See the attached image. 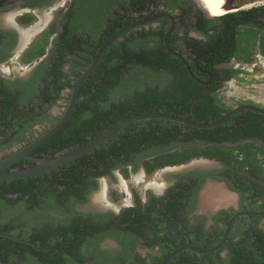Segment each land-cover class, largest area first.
Returning <instances> with one entry per match:
<instances>
[{"label": "trees", "instance_id": "1", "mask_svg": "<svg viewBox=\"0 0 264 264\" xmlns=\"http://www.w3.org/2000/svg\"><path fill=\"white\" fill-rule=\"evenodd\" d=\"M147 1L163 2L118 0V3L123 8L128 6L131 11L139 13L146 9ZM164 1L171 8L182 11L179 18L183 25L191 29L192 19H187L193 12V8L187 6L190 0ZM107 5L111 6L110 3ZM199 12L197 29L206 37L210 19ZM128 19L127 11L118 12L117 25L108 30L103 40L128 24L131 21ZM151 32L156 34L159 41L156 46L138 51L125 42L118 41V45L116 43L114 46H120L123 52L117 49L120 57L115 61L111 60L114 46L108 49L105 59L82 85L70 117L57 132L34 149V155L46 157L47 153L54 156L58 151L80 147L118 121L140 113L167 112L210 123L229 111L218 97L223 86L221 73H225L223 79H231L240 72L239 69L218 67L224 61L210 58L207 37L198 40L188 35L186 44L196 54L195 61L189 63L194 74L192 76L184 61L168 51L163 40L164 32L159 29L150 32L143 30L141 35L146 37ZM221 50L220 46L219 52ZM123 56L128 59L121 60ZM127 62L146 68L148 73L146 76L122 77ZM160 68L174 73L170 76H157L155 72ZM59 77L57 75L56 81ZM69 85L73 87L74 83L69 82ZM3 91L6 97L2 98L0 93V117L10 122L5 123L6 130L1 132L6 133L12 126L11 121L22 118L23 113L13 108L15 104L8 96L12 93L5 88ZM148 149H159L160 152L151 155L146 153ZM132 157L145 159L147 173L197 157L218 160L228 166V177L234 183L231 186L233 190L256 196L263 192L260 186L264 183V114L243 109L223 124L209 129L167 119L134 122L117 130L91 152L44 175L1 181L0 233L20 239L0 236L2 261L5 264H84L85 257L80 243L89 232L81 228L79 219L68 224L50 215V212L64 214L69 199L85 200L89 191L87 185L92 176L103 175L127 165ZM184 190L185 185L182 193ZM135 198L137 206L127 209L120 224L135 222L130 227L148 238L149 244L169 240L166 235L153 239L150 233L146 234L144 223L147 220V210L143 209L140 197ZM148 208L149 211L154 209L155 203ZM262 208L264 209V205ZM133 212L134 218L131 217ZM224 213L222 222L226 225L232 213ZM86 225H90V230L95 232L99 229L92 222ZM222 233L223 229L204 247L218 243ZM239 235V232L230 234L219 250L200 255L185 251L168 264H264V228L256 225L252 231ZM224 248L228 250L226 256L221 255ZM167 253L165 251L153 256L155 263H159ZM145 259L138 257V261L143 264ZM69 261L71 262L68 263Z\"/></svg>", "mask_w": 264, "mask_h": 264}, {"label": "flooded vegetation", "instance_id": "2", "mask_svg": "<svg viewBox=\"0 0 264 264\" xmlns=\"http://www.w3.org/2000/svg\"><path fill=\"white\" fill-rule=\"evenodd\" d=\"M109 3L111 6L107 5ZM116 3L118 0H0V93L1 97L5 98L3 89L11 92L12 95L8 96L15 104L13 108L23 113L22 118L11 121L12 126L6 133L1 130L5 131V123L10 121L0 117V159L21 149L58 121L70 102L77 80L111 36L103 40L108 30L117 25L118 12L127 11L128 20L131 19L121 28L133 23H141L126 31L109 48L116 43L118 45V41L125 42L138 51L156 46L159 42L156 34L151 32L143 37L141 32L159 29L164 32L165 46L167 47L165 37L169 33V48L183 55L188 61V66L196 58V54L186 44L189 35L198 40L207 37L210 58L224 61L218 64V67L239 69L240 72L231 79L252 75L259 64L264 67V0H226L225 12L221 16L210 13L208 16L205 15L210 19L209 33L206 37L197 29L200 12L195 7L191 16L192 28L189 29L182 24L179 15L173 14L171 8L151 7L150 3L156 4L155 2L147 1L146 9L139 13L131 11L128 6L117 7ZM163 3H165L164 0L160 4ZM193 32L199 35H193ZM117 45L114 46L112 61L120 57L117 49L123 52V49ZM220 46L222 50L219 52ZM104 55L99 63L105 59ZM124 59L128 57L123 56L121 60ZM242 62H253V64L250 68ZM14 63L24 65L21 68L22 71L15 72L12 68H6V65ZM58 63L61 65L59 66ZM147 73L146 68L127 62L121 76L131 78L146 76ZM155 73L158 74L157 76H170L174 72L160 68ZM57 75L60 77L56 81ZM224 76L225 73L222 72L223 86L231 80L223 79ZM210 77L212 78V75ZM69 82L74 83V86H70ZM260 90L262 91L258 97L245 93L241 105L254 104L264 108V88ZM79 95L80 91L78 98ZM71 149L74 148L58 151L55 155ZM33 151L30 154L39 157L34 155ZM159 152V149H148L146 153L153 155ZM50 156L52 155L46 153V157ZM22 160L24 161L20 165L13 164L5 170L24 168L34 164L32 160ZM144 161V158L132 157L127 165L103 175L92 176L87 185L89 191L85 200L69 199L64 214L50 212V215L68 224L74 219H79L81 228L89 232L80 243L81 252L85 257L84 264H143L138 261V257L146 258L145 264H159L155 263L153 256L165 251L169 253L187 243L200 248L208 246L222 229L224 232L226 227L222 222L225 218L224 212L233 215L240 210L264 211L262 208L264 183L260 186L263 190L261 194L254 196L248 192L241 193L231 188L234 183L228 177L229 169L226 164L218 160H214L217 165L210 167H200L205 165L195 164L190 167L191 169L175 173L173 182L165 192L158 195L150 190L144 199L140 198L143 209L147 210L145 215L147 220L144 221L146 234L150 233L153 239L169 236V240L149 244L148 238L141 236L130 227L135 222L128 221L120 224L127 209L137 206V199L134 196L130 198L129 203H125L124 207L117 210H109L106 206L102 209L103 204L108 203V199L101 201L99 198L92 197L93 192L100 186L102 178H106V183L108 179L111 181L116 179L114 176L116 170L127 167L134 171L142 166L146 172ZM222 182L237 193V196L233 194L235 200L221 204L214 210L212 207H202L203 189L208 186V183L221 185ZM106 183L104 188L108 190ZM183 185L185 190L182 193ZM99 193L96 195L98 196ZM92 201L96 202L95 205L100 209H90L87 204ZM154 203L155 208L149 211L148 207ZM134 216L135 212L131 217L134 218ZM50 220L57 222L54 219ZM91 222L99 227L96 232L90 230L92 228L90 225H86ZM256 225L264 228V215H242L235 221L230 234L239 232V236H242L252 231ZM105 241L112 242L113 246L105 247ZM227 252L228 250L224 248L221 250V255L226 256Z\"/></svg>", "mask_w": 264, "mask_h": 264}, {"label": "water", "instance_id": "3", "mask_svg": "<svg viewBox=\"0 0 264 264\" xmlns=\"http://www.w3.org/2000/svg\"><path fill=\"white\" fill-rule=\"evenodd\" d=\"M170 16V15H169ZM171 17V16H170ZM141 22L133 23L130 24L124 28H121L117 32H115L113 35H111L105 43L102 45V47L99 49L98 53L96 54L94 60L90 63V65L83 71L79 79L77 80V83L73 89L72 96L70 99V102L67 106V108L64 110L62 113L61 117L58 119V121L49 129H47L44 133L40 134L38 137L33 139L31 142L26 144L24 147L21 149L13 152L12 154L3 157L0 159V182L1 181H10L14 179H19V178H28V177H33V176H39L43 175L45 173L50 172L51 170L57 168L58 166L67 163L79 156H82L86 153L91 152L93 149L101 146L105 141H107L117 130L131 124L134 122L146 120V119H167L171 121H176L182 124L194 126L200 129H209V128H214L217 127L224 122H226L229 118L234 116L236 113L243 109H250L254 110L256 112L264 114V108H260L259 106H256L254 104H242L234 109L230 110L227 112L222 118L218 119L217 121L210 122V123H204L200 121H194L192 119H189L184 116L172 114V113H167V112H146V113H140L136 115L129 116L127 118H124L114 125L108 127L105 129L100 135H98L96 138L92 139L88 143L68 150L64 153H60L54 156L50 157H35L32 156L30 153L42 142H44L46 139H48L50 136H52L55 132H57L66 122V120L70 117L72 114L77 99H78V94L80 91L81 86L84 84V82L88 79L92 71L95 69L99 61L101 60L102 56L104 53L107 51L109 46L118 38H120L126 31L130 30L131 28H134ZM168 35H166V43L169 51L175 55H177L180 59H182L188 66V61L185 59V57L181 54H178L176 51L173 49L169 48V43H168ZM188 69L191 73L192 76L194 74L191 72L190 67L188 66ZM22 159H28L32 160L34 164L24 167V168H16L12 170H5L11 165L15 164L17 161L22 160ZM206 161H214L208 158H201ZM221 185H223L230 193L235 194L237 196V193L232 191L231 189L228 188V186L222 182ZM205 188L203 189V194L205 193ZM242 215H264V211H249V210H240L236 213H234L228 223L226 224V227L224 229L223 235L218 243L211 247L207 248H200L191 245L190 243H187L185 245H182L178 248H175L171 252H169L160 262L159 264H168L174 257H176L179 253L185 251V250H190L198 254H206L210 252H214L216 250H219L227 241L228 236L230 234V231L237 220L238 217ZM0 236H6L15 240H20L16 236L10 235V234H4L0 233ZM0 264H5L2 259L0 258Z\"/></svg>", "mask_w": 264, "mask_h": 264}, {"label": "rangeland", "instance_id": "4", "mask_svg": "<svg viewBox=\"0 0 264 264\" xmlns=\"http://www.w3.org/2000/svg\"><path fill=\"white\" fill-rule=\"evenodd\" d=\"M116 5L117 7L123 8L122 6H120L119 3H116ZM150 6L153 7L154 9H161L163 7L171 8L170 6L166 4V2L163 4H160V3L151 4L150 3ZM187 6H189L190 8L195 7L199 9V11H201L206 16H208V14L210 13L202 5L200 0H190L187 2ZM171 9H172L173 14L176 16L181 14L182 12L178 8H171ZM187 19L190 21L191 16H189ZM192 34L199 35L194 32ZM244 64H247L248 67L251 68V65L253 64V62H247ZM9 65H6L7 66L6 68L7 69L12 68L15 70V72L22 71L21 68L24 67V65H20L16 63L9 64ZM262 87L264 88V67H262L259 64L256 67V69L252 72V75L241 76L236 79L234 78L228 81L227 83H225L224 86H222V88L219 90L218 97L221 100V103L225 106V108L229 110V109H233L234 107L241 105V103L243 102V97L245 96L244 95L245 93L249 95H253L254 97L260 96L259 93H261L260 91H262L260 90V88ZM56 112L58 113V110ZM201 158L202 157L193 158L182 164L168 165L163 168L155 170L153 173H146L142 166L138 167L134 171L129 170V168L127 167H124V169L115 171L114 173V176L116 177L115 180L111 181L110 179H108L106 183L105 182L106 178H102L100 182L101 183L100 186L93 192L92 197L97 198L96 194L103 191V187L106 183V186L108 187V190L106 191L108 203H104L103 204L104 206L101 208L104 209V207L106 206V208L109 210H112V209L117 210L121 207H124L125 203H129L130 198L132 196L140 197L144 199L147 196V193L150 192V190L151 192L154 191L155 193L159 195L160 193L165 192L167 187L170 186V184L173 182L175 173L191 169L190 167L194 166L199 161H202ZM210 162L212 164L200 166V167H210V166L217 165L216 161H210ZM138 174H143V177H144L143 181L139 183H137L135 180ZM121 179L126 180L127 186L122 184ZM150 181L151 182L156 181L157 183L163 184L164 185L163 189L158 191L157 189L153 187H149L148 184L150 183ZM207 185L210 186V185H215V184L208 183ZM207 187H205V189ZM201 200H202L201 204H203L202 207H207V204H206L207 202L203 201L205 200L203 191L201 192ZM95 204L97 203L92 201V203H88L87 206L90 207V209H100ZM235 205H236V202H235ZM220 206L221 204L219 203V205L215 204L214 206H209V207H212V210H214V209L219 208ZM104 246L112 247L113 244L112 242L110 243V241H105Z\"/></svg>", "mask_w": 264, "mask_h": 264}, {"label": "bare ground", "instance_id": "5", "mask_svg": "<svg viewBox=\"0 0 264 264\" xmlns=\"http://www.w3.org/2000/svg\"><path fill=\"white\" fill-rule=\"evenodd\" d=\"M200 1H201L202 5L212 15L221 16L225 12L224 5L226 3V0H200ZM38 30H39V28H38ZM24 33L27 34L28 32H24ZM28 37H30V36H28ZM26 40H27V37H26ZM209 164H212V163L209 161H206L204 159H202V161H199L198 163H196V165H209ZM143 179H144L143 174H138L136 176L135 180L137 183H139V182L143 181ZM121 181H122L123 185L127 186L126 180L122 179ZM148 185H151L153 188H156L157 190H162L163 186H164L163 184L157 183L156 181H152V182L150 181V183ZM124 188H125V186H124ZM106 191H107L106 187L105 188L103 187V191L101 193H99V195L97 196V199L99 198V199H101V201L106 199L107 198ZM234 196L235 195L230 193L223 185H210L205 190V193H204V199L205 200H203V201H206L207 202L206 204L208 206H214L215 204L219 205V203L220 204L231 203L235 200Z\"/></svg>", "mask_w": 264, "mask_h": 264}, {"label": "crops", "instance_id": "6", "mask_svg": "<svg viewBox=\"0 0 264 264\" xmlns=\"http://www.w3.org/2000/svg\"><path fill=\"white\" fill-rule=\"evenodd\" d=\"M203 205V204H202ZM207 207H209L208 205H207Z\"/></svg>", "mask_w": 264, "mask_h": 264}]
</instances>
